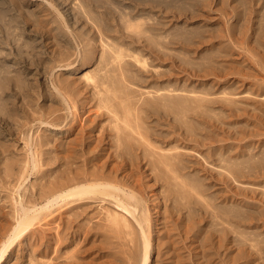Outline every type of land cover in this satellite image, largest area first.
I'll list each match as a JSON object with an SVG mask.
<instances>
[{
  "label": "rangeland",
  "instance_id": "obj_1",
  "mask_svg": "<svg viewBox=\"0 0 264 264\" xmlns=\"http://www.w3.org/2000/svg\"><path fill=\"white\" fill-rule=\"evenodd\" d=\"M95 179L132 214L59 202L0 264H138L141 230L148 264H264V0H0V246Z\"/></svg>",
  "mask_w": 264,
  "mask_h": 264
},
{
  "label": "bare ground",
  "instance_id": "obj_2",
  "mask_svg": "<svg viewBox=\"0 0 264 264\" xmlns=\"http://www.w3.org/2000/svg\"><path fill=\"white\" fill-rule=\"evenodd\" d=\"M109 21H110V19H109ZM111 21L113 22L112 19H111ZM102 26H103V24H102ZM102 26H101V28H102ZM107 27L109 28L108 25H107ZM107 27H106V30H107ZM110 27H112V26H110ZM103 29H105V28H103ZM95 36H96V34H95ZM122 36H124V34ZM159 45H160V42H159ZM162 46H163V44H162ZM164 49H165V47H164ZM78 51L79 50H77V52H76L75 60L70 64L63 65L61 67V69L71 70V69H74L75 67H77L78 62H76V61H78V59H79V58L77 59V57H80V53ZM163 52H164V54L166 53L165 50H163ZM166 55H167V53H166ZM127 65H129V64H127ZM130 76L131 75L128 74L129 78H130ZM133 79H135V78L133 77ZM54 89L57 90V88L55 86H54ZM132 107H134V106L132 105ZM128 110H129V108H128ZM156 110H155V113H156ZM152 112H154V110ZM166 114L167 113L165 112V110L161 109L160 113L157 114L158 115V121L164 123V121L166 120V117H167ZM145 116H147V115L145 114ZM145 116L143 118V121H145L144 120L146 118ZM170 117H171V115H170ZM188 117H190V116H188ZM169 121H171V120H169ZM39 123L53 127V128H58V127H54L52 124H49L48 122L39 121ZM157 124H159V123H157ZM27 142H29V140H27ZM116 153H115V155H117L119 157L124 155V151L121 150L120 148L117 149ZM28 155H29V160H28V163H29L28 167L29 168L27 170V174H26L25 178L17 186L16 191H19L20 187H22V185L26 181L27 176L30 175V173L32 172V170L34 168H36L33 151H30V154H28ZM181 155H182V153H181ZM119 192H122L121 195L118 194ZM95 197H108V198L113 199V201L116 203L117 206H119L122 210L126 211L130 215L132 214V212L130 211L131 207L133 208V211L135 210L136 204L133 203V202H135V198H134V194L132 191L125 193L116 184H110L109 181L102 180V179H99V180L95 179V180H90V181L79 182V183L67 186L63 189H60L59 191H56V192L50 194L47 198H45V202L41 206H37L36 203H31L29 206H27V205H25V203H23V200L21 197L18 198L17 200H15V209H16L17 215H16L15 221L12 224V227H11V229L7 235L6 240H4V242L0 246V263L4 260V258L6 257V255L9 252L10 248L13 246V244L16 242V240L18 238L22 237L23 235H25L29 230H31L33 228V226L35 224H37L38 220L41 217V214L45 210L49 209V207H52L55 204H58L59 202H63L65 200L71 199V198L76 199V200H81V199H90V198H95ZM141 239H142V250L140 252V256H139L140 260H139L138 264H148V260H149V257H148V255H149V253H148V238L146 236V233L143 230H141Z\"/></svg>",
  "mask_w": 264,
  "mask_h": 264
}]
</instances>
